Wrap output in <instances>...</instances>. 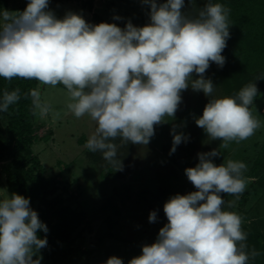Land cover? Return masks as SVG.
Returning a JSON list of instances; mask_svg holds the SVG:
<instances>
[{
	"label": "clouds",
	"instance_id": "obj_1",
	"mask_svg": "<svg viewBox=\"0 0 264 264\" xmlns=\"http://www.w3.org/2000/svg\"><path fill=\"white\" fill-rule=\"evenodd\" d=\"M143 3L150 6V23L137 27L129 21L123 29L114 23L89 24L71 11L57 18L48 10L49 0H29L22 12H0V77L63 85L70 101L67 109L76 118L88 115L98 125L85 147L100 152L117 170L123 166L113 141L146 146L154 126L175 117L181 93L189 86L212 97L214 84L204 74L210 62L224 66L221 53L230 37V9L220 3L205 4L195 16L182 11L185 0ZM193 73L199 78L192 80ZM29 95L34 116L51 111L39 89ZM257 95L256 84L249 83L235 96L210 98L195 123L211 140L222 141V149L247 140L261 126L251 110ZM20 98L19 88L5 89L0 112ZM172 134L174 153L187 137L175 128ZM219 155L218 149L198 153L199 163L185 169L197 190L164 203L167 223L156 241L143 245L128 264H249L250 257L259 255L246 250L242 217L224 210L225 205L233 208L245 191L247 165L228 159L217 166L212 158ZM221 193L235 200L225 201ZM148 219L156 222L157 212H150ZM38 231L47 233L48 228L28 198L13 193L0 200V264H40L47 238H39ZM105 264L124 262L111 256Z\"/></svg>",
	"mask_w": 264,
	"mask_h": 264
},
{
	"label": "rangeland",
	"instance_id": "obj_2",
	"mask_svg": "<svg viewBox=\"0 0 264 264\" xmlns=\"http://www.w3.org/2000/svg\"><path fill=\"white\" fill-rule=\"evenodd\" d=\"M210 0H185L182 9L185 15L195 16ZM29 0H10L9 12H22ZM157 4L166 0H156ZM81 15L86 22L95 25L94 17L103 23H114L124 28L130 21L134 26L142 27L150 23V6L143 0H67L56 11L62 19L67 12ZM120 17V19H115ZM214 62L204 74L211 79L214 92L210 98H223L237 94L232 89L213 80ZM196 73L191 79H198ZM191 84V80L189 82ZM41 101L50 106L51 111L43 116L32 115L35 141L31 147L38 156L47 177L57 183V194L73 208L87 212L89 227L77 235L74 247L90 250L89 264H105L111 256L119 257L124 264L141 254L142 246L156 241L159 230L167 223L163 206L170 197L186 195L196 191L185 175V169L199 163L198 153H208L218 149L220 155L212 158L219 166L228 159L241 161L247 165L243 172L246 188L233 208L224 210L236 212L242 217V225L251 230L252 238L256 235L264 238V169L252 172L253 163L264 142V85L258 90L251 110L261 126L247 140L230 142L227 149L219 148L222 141L211 140L205 131L198 127L195 119L203 114L209 102L202 91H193L191 86L181 93L182 102L175 117H165L166 122L154 126L155 134L146 146L123 142L117 138V160H121L123 170L109 164L100 152H90L85 144L98 126L88 115L76 118L67 109L70 102L63 85L45 86L38 83ZM56 113H59L57 116ZM183 133L187 140L173 147V134ZM10 158L3 154L0 158V200L10 197L4 168ZM253 176V177H249ZM128 186L131 199L122 207L120 217L112 218L101 212V206L111 197L116 187ZM225 201L235 200L234 196L221 193ZM121 207L119 198L115 199ZM38 213L42 208L35 204ZM157 212V220L149 222V214ZM111 217L115 222L109 224ZM42 222V221H41ZM118 235L119 239L110 236ZM76 235V234H75ZM40 255V254H39ZM42 256V255H40ZM37 257L34 256L33 259ZM40 264H55L42 256Z\"/></svg>",
	"mask_w": 264,
	"mask_h": 264
},
{
	"label": "trees",
	"instance_id": "obj_3",
	"mask_svg": "<svg viewBox=\"0 0 264 264\" xmlns=\"http://www.w3.org/2000/svg\"><path fill=\"white\" fill-rule=\"evenodd\" d=\"M10 0H0V12L8 10ZM67 0H49L48 10L55 16L59 6ZM230 9L228 15L230 37L221 55L225 57L223 67L215 65L213 80L234 92L249 83H255L258 90L264 85V0H210ZM28 4V3H27ZM24 6L23 10L26 8ZM22 10V11H23ZM96 24L102 19L95 16ZM38 81L14 78L7 81L0 77V100L5 89H20V100L10 105L7 112H0V158L3 154L10 158L4 168L6 183L10 194H19L30 200V207L35 211V204L42 208L38 212L40 221L46 224L48 232L38 231L39 238H47V246L40 250V255L51 259L55 264H89L91 251L74 247L77 235L88 228L87 212L73 208L57 194L54 178L44 174V168L31 147L35 141L32 123V103L30 90L37 89ZM236 92V93H238ZM236 95V94H235ZM264 169V142L253 163L252 172ZM253 177V176H249ZM130 188L126 185L116 187L111 197L101 206V212L112 218L120 217L122 207L131 199ZM264 194V191H263ZM119 198L121 207L115 203ZM109 217V224L114 219ZM247 233V251L259 253L249 259V264H264V238L256 235L252 238L251 230L245 225ZM76 234V235H75ZM119 239L118 235L109 233Z\"/></svg>",
	"mask_w": 264,
	"mask_h": 264
},
{
	"label": "crops",
	"instance_id": "obj_4",
	"mask_svg": "<svg viewBox=\"0 0 264 264\" xmlns=\"http://www.w3.org/2000/svg\"><path fill=\"white\" fill-rule=\"evenodd\" d=\"M7 9H8V7H7Z\"/></svg>",
	"mask_w": 264,
	"mask_h": 264
}]
</instances>
